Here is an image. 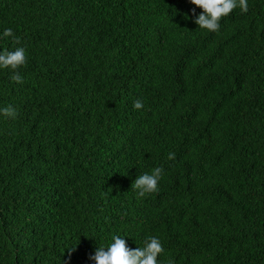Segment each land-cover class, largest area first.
Listing matches in <instances>:
<instances>
[{"label":"trees","instance_id":"1","mask_svg":"<svg viewBox=\"0 0 264 264\" xmlns=\"http://www.w3.org/2000/svg\"><path fill=\"white\" fill-rule=\"evenodd\" d=\"M248 7L209 32L189 0H0V52L28 58L22 84L0 69L18 110L0 114V264H94L116 235L157 237L158 264H264V0Z\"/></svg>","mask_w":264,"mask_h":264},{"label":"clouds","instance_id":"2","mask_svg":"<svg viewBox=\"0 0 264 264\" xmlns=\"http://www.w3.org/2000/svg\"><path fill=\"white\" fill-rule=\"evenodd\" d=\"M189 3L194 6L192 9V15L195 16L193 23L209 32L219 31L221 20L230 15L237 7L242 14L249 10L248 0H189ZM196 8L201 10L199 15L195 14ZM3 36L13 37L15 44L21 43L20 38L14 36L11 28L5 29ZM27 61L26 50L23 46L17 47L14 51L0 52V69L13 70L10 79L17 84L23 83V78L17 70L26 66ZM133 107L136 110L142 109L143 101L136 100ZM0 114L6 118L15 119L18 116V110L9 105L0 109ZM167 159H175V153H169ZM163 171L162 167H155L150 173H142L134 180L131 188L136 190L138 198L159 191L158 185ZM112 241L107 247H97L89 259L94 261V264H158V257L164 253L163 245L155 236L146 237L143 246L135 249H130L126 240L118 235L113 236ZM74 250L75 248L70 249L69 255ZM167 264H174V261L169 259Z\"/></svg>","mask_w":264,"mask_h":264}]
</instances>
